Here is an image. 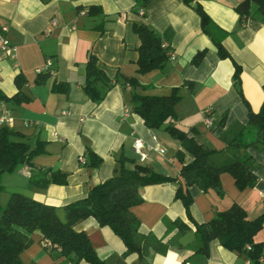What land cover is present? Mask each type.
<instances>
[{"label":"crops","instance_id":"crops-1","mask_svg":"<svg viewBox=\"0 0 264 264\" xmlns=\"http://www.w3.org/2000/svg\"><path fill=\"white\" fill-rule=\"evenodd\" d=\"M241 1L154 0L140 15L134 11V0H0V26L7 28L6 36L16 48L14 58L1 64L0 94L12 98L18 91L15 79L21 77V92L27 98L20 103H5L14 118L12 130L19 135L14 140L32 146L36 141L44 142V153L36 156L32 165L22 164L1 175L6 195L0 196V203L5 204L11 193L18 192L60 208L110 179L118 159L124 156L177 178L174 183L140 189L142 203L131 209L140 233L154 236L157 245L165 247L164 252L150 249L148 264H249L245 257L225 249L217 240L210 242L208 256L197 253L199 235L182 203L174 198L177 187L183 185L176 158V152L183 151L181 143L163 130L148 129L130 102L133 93L161 97L177 89L181 99L175 106L174 125L206 151L221 152L216 160L230 157L232 151L223 137L232 139L246 125V104L257 113L264 103V23L248 19L240 24L235 9ZM196 5L208 17L205 26L194 10ZM90 7L95 8L94 13H88ZM134 23L146 24L169 46L174 58L162 71L144 75L137 72L139 39L132 31ZM216 42L231 58L219 57ZM202 51L203 58L194 65L193 57ZM90 56L97 58L98 66L114 83L99 103L92 102L83 90ZM47 60L51 65L46 69ZM233 62L241 68L240 91L233 81ZM44 74V82L36 84ZM131 78L140 86L128 84L127 89L123 83ZM56 85H61L63 91H54ZM223 114L224 125L218 127ZM205 118L212 120V127L205 125ZM136 139L144 142L143 162L133 151ZM87 150L102 158L99 167L80 162V158L88 162ZM250 152L256 160L254 186L239 191L233 178L222 173L223 196L190 187V214L197 223L211 220L232 204L243 207L251 220L264 214V153L253 149ZM191 161L192 157L185 153L184 163ZM25 168L29 176L58 171L66 175L67 183L37 188L22 173ZM19 178L24 181L18 182ZM176 222L184 224L186 230L179 231ZM74 229L87 235L101 260L120 257L125 252L122 240L110 228L99 226L94 218L78 222ZM30 237L32 244L20 255L21 262L54 264L43 251L40 237ZM254 241L264 249V226ZM137 260V255L132 254L124 263L137 264ZM58 262L71 264L64 259Z\"/></svg>","mask_w":264,"mask_h":264},{"label":"trees","instance_id":"trees-1","mask_svg":"<svg viewBox=\"0 0 264 264\" xmlns=\"http://www.w3.org/2000/svg\"><path fill=\"white\" fill-rule=\"evenodd\" d=\"M154 0H134V11L144 15V10ZM189 2V0H185ZM90 7L88 13H94ZM201 19L202 26L208 17L200 5L194 7ZM239 23L248 19L264 23V0H243L236 7ZM105 30V29H104ZM104 30H101L103 32ZM206 31V29L204 28ZM133 33L139 39L136 48L137 72L147 74L152 71H162L170 61V48L163 44L160 36L144 23H134ZM218 55L222 59L231 58L222 45L215 43ZM204 51L198 52L192 60L197 65L204 56ZM234 63L233 81L240 91L241 68ZM50 74V73H48ZM47 75L36 79V84H42ZM17 77V93L12 98L0 94L4 103H20L27 98L21 92L24 80ZM140 86L133 78L126 79L123 85ZM114 83L98 66L97 58L90 56L85 65V83L83 90L92 102L99 103ZM142 89L146 87L141 86ZM54 91H63L61 85L54 86ZM181 96L173 89L167 96L155 97L131 94L133 112L138 114L145 126L150 130H163L173 140L179 141L183 151L176 152L180 163L179 177L183 185L178 186L174 198L179 200L187 216L199 235L200 247L197 253L208 256L209 244L217 240L225 249L245 257L249 264H264V249L261 243L254 241V236L264 226V214L248 219L246 211L238 204H232L227 209L218 212L215 217L204 223H197L190 214L193 198L190 187H197L202 192L214 191L223 196L220 183L222 173L229 174L239 191L254 186L257 177L254 173L256 160L250 150L264 153V103L259 112L254 113L247 106V123L232 139L226 140L227 148L232 151L230 157L216 160L221 152L206 151L200 143L187 136L186 132L174 125L176 120L175 106ZM225 114L219 120L218 127L223 126ZM19 135L7 127L0 128V178L4 173L13 172L22 164L32 165V160L44 153V142L36 141L32 146L24 141H15ZM226 148V149H227ZM185 153L192 161L184 163ZM87 167L96 168L102 163V158L87 150ZM177 178L156 172L153 168L139 164L135 160L121 156L118 159L113 176L103 183L92 186L85 196L70 202L60 208L40 203L21 193H11L2 208L0 203V264H23L20 255L32 244L31 235L40 237V244L45 253L54 261L64 259L71 264H125L129 255H137V264H148L147 253L151 249L164 252L163 246H158L154 236L142 234L139 222L132 215L131 209L142 203L140 189L146 186L174 183ZM29 181L37 188H45L50 184L66 185V175L58 171H46L30 175ZM4 188L0 181V196ZM87 218H94L99 226L108 227L119 237L125 246V252L120 257L101 260L87 235L74 229L75 225ZM179 231L186 230L180 222L175 223ZM156 242V243H155Z\"/></svg>","mask_w":264,"mask_h":264},{"label":"built area","instance_id":"built-area-1","mask_svg":"<svg viewBox=\"0 0 264 264\" xmlns=\"http://www.w3.org/2000/svg\"><path fill=\"white\" fill-rule=\"evenodd\" d=\"M142 14V11H140ZM7 28L0 26V75L2 72L1 64L7 59H13L15 55L16 48L9 42L7 36ZM174 58L173 53H170V59ZM51 65L50 60L46 61V69ZM41 72V71H40ZM127 89H130V86L126 85ZM124 113H128V109L124 110ZM205 125L210 128L213 125L212 120L205 118ZM14 126V118L12 117L11 112L7 108L6 104L0 100V128L7 127L12 129ZM133 151L137 156L139 162H143L146 159V153L144 152V142L141 139H136L133 143ZM160 154L164 153L163 149L157 150ZM81 163H85L83 158H80ZM24 175L29 176V169L25 168L22 172Z\"/></svg>","mask_w":264,"mask_h":264},{"label":"rangeland","instance_id":"rangeland-1","mask_svg":"<svg viewBox=\"0 0 264 264\" xmlns=\"http://www.w3.org/2000/svg\"><path fill=\"white\" fill-rule=\"evenodd\" d=\"M22 180L24 181V179H21V178H19V180H18V182H22ZM3 194H1V198H3L4 197V195H6V191L5 192H2ZM1 206H2V208L5 206V204L3 203V202H1Z\"/></svg>","mask_w":264,"mask_h":264}]
</instances>
